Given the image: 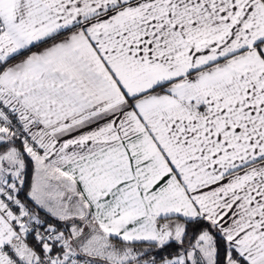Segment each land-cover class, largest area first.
I'll use <instances>...</instances> for the list:
<instances>
[{
  "label": "snow or ice",
  "instance_id": "obj_1",
  "mask_svg": "<svg viewBox=\"0 0 264 264\" xmlns=\"http://www.w3.org/2000/svg\"><path fill=\"white\" fill-rule=\"evenodd\" d=\"M0 264H264V0H0Z\"/></svg>",
  "mask_w": 264,
  "mask_h": 264
}]
</instances>
